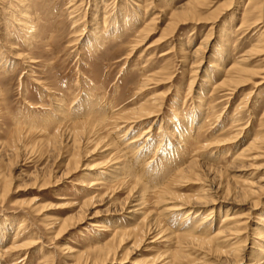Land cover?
<instances>
[{"label":"rangeland","instance_id":"obj_1","mask_svg":"<svg viewBox=\"0 0 264 264\" xmlns=\"http://www.w3.org/2000/svg\"><path fill=\"white\" fill-rule=\"evenodd\" d=\"M12 1L0 0V253L29 245L0 264H86L82 255L91 263L108 242L116 243V257L98 264L224 260L199 246L205 239L219 249L248 239L249 255L264 219V193L250 198L260 196L255 208L240 188L264 177V151L249 152L255 159L236 156L264 136V0H192L201 17L213 19L180 21L175 29L168 27L172 14L189 0ZM256 5L263 13L255 9L246 18ZM202 41L204 49L195 51ZM252 46L260 50L247 53ZM244 56L257 76L238 88L221 86ZM219 59L223 69L212 72ZM157 99V116L139 119L136 112ZM91 125L95 134L84 133ZM116 149L128 153L121 176L91 184L97 171L107 173L98 182L113 174ZM138 152L145 158H132ZM211 183L217 192L205 194L211 203L200 221L188 219L187 210L170 211L190 201L177 195H204ZM135 199L143 206L134 219ZM82 211L84 222L71 224ZM143 220L149 230L141 242L134 229ZM236 227L242 234L233 239Z\"/></svg>","mask_w":264,"mask_h":264},{"label":"bare ground","instance_id":"obj_2","mask_svg":"<svg viewBox=\"0 0 264 264\" xmlns=\"http://www.w3.org/2000/svg\"><path fill=\"white\" fill-rule=\"evenodd\" d=\"M5 1V0H4ZM12 1V0H11ZM253 1V0H252ZM256 1V0H255ZM10 2V1H9ZM13 2V1H12ZM19 2V1H18ZM20 2H21V0H20ZM24 2V1H23ZM258 2H260L259 0H258ZM191 3H192V0H189L188 2H186L185 4H181L182 6L180 7V8H177L174 12H173V14H172V19H173V21H172V23L170 22V24L168 25V27L169 28H172V29H175V27H176V25H178L179 23H180V21L182 22V21H187V20H189V19H192V18H197V19H204V20H208V19H213V18H210L209 16L208 17H206V18H204V17H201V14H199V12H198V10H195V8H194V6H192L191 5ZM253 5V4H252ZM25 7V6H24ZM246 7V6H245ZM21 9V8H20ZM255 9H257L259 12H261V13H263L262 12V6L260 7V6H258V5H256L252 10H250V12H245L244 13V15L246 16V15H250L252 12H254L255 11ZM25 10V9H24ZM261 10V11H260ZM264 11V10H263ZM247 13H249V14H247ZM260 13V14H261ZM262 15V14H261ZM244 16V17H245ZM12 17V16H11ZM259 17V16H258ZM9 18V17H8ZM32 18V17H31ZM246 18H247V16H246ZM7 19V18H6ZM10 19V18H9ZM241 19H245V18H243V15H242V18ZM84 20V19H83ZM194 20V19H193ZM216 20H218V19H216ZM248 20V19H247ZM28 21V20H27ZM151 21V20H150ZM213 21V20H212ZM244 22H246V21H244ZM243 22V23H244ZM22 23V22H21ZM28 23V22H27ZM216 24V23H215ZM180 25V24H179ZM242 25V24H241ZM225 27V26H224ZM223 27V29H222V33L219 35V37L220 38H222L223 36H224V34H223V32H224V30H225V28ZM22 28V27H21ZM261 30V29H260ZM209 35V34H208ZM208 35H206L207 37H208ZM264 35V34H263ZM262 35V36H263ZM264 37V36H263ZM262 37V38H263ZM212 38V37H211ZM206 39V38H205ZM261 39V38H260ZM210 40V39H209ZM167 41V40H166ZM204 41H206V40H204ZM204 41H202L201 43H200V45L198 46V48H196L195 49V51H198V50H200L204 45H203V43H205ZM220 41H221V39H220ZM256 42H258V41H256ZM262 42V41H261ZM208 43V42H207ZM260 43V42H259ZM259 46V45H258ZM253 47V46H252ZM203 49H204V47H203ZM217 49V48H216ZM219 49V48H218ZM260 50V48L258 49L257 47H253V48H251V50L249 51V52H247V53H251V52H254V51H259ZM183 53V52H182ZM196 53H198V52H196ZM247 55V54H246ZM219 56V55H218ZM240 57V56H239ZM239 57H238V59H239ZM243 58V57H242ZM237 59V60H238ZM223 60V59H222ZM246 58H245V56H244V58L241 60V62L239 61V62H236L235 64H232L230 67H229V69L228 70H226L225 71V77L222 79L221 78V83H220V85L221 86H228V88L229 87H232L233 89L234 88H238V87H241V86H244L246 83L248 84V82L250 81H252V79H254V76H257V74H258V71H256V70H254V69H250L249 67L247 68V66H246ZM222 62L223 61H221V59H219L218 61H214V62H212V64L210 65V69H211V71L212 72H214V71H216V70H221V69H223L222 68V66H220L221 64H222ZM200 66V65H199ZM227 67V66H226ZM227 67V68H228ZM207 70H209V69H207ZM206 70V71H207ZM200 72V71H199ZM206 73H208V72H206ZM212 74V73H211ZM208 75V74H207ZM213 75V74H212ZM211 79V78H210ZM192 81V83H193V81L194 80H191ZM249 82V83H250ZM195 84V83H194ZM193 85V84H192ZM219 85V86H220ZM189 86H191V85H189ZM195 88V87H194ZM216 88V87H215ZM227 87H226V90L228 89ZM191 89V88H190ZM194 90V89H193ZM216 90V89H215ZM220 90V89H219ZM229 90H231V89H229ZM221 91V90H220ZM225 91V90H224ZM192 92V91H191ZM222 92V91H221ZM215 93V92H214ZM217 93H219V92H217ZM251 96V95H250ZM199 99V98H198ZM203 100V99H202ZM249 100V99H248ZM163 103V102H162ZM165 103V102H164ZM154 104H155V106L154 107H152V108H147V107H144L143 109H140V110H138L136 113L137 114H142V115H140L138 118L139 119H141V120H143V119H146V120H148L149 118H153V117H155V116H157L156 114V112L158 111V109H156L155 107H157V108H159V106H160V104H161V101L159 100V99H157V100H155L154 101ZM165 105V104H164ZM90 108V107H89ZM144 115H148V117H145ZM83 118V117H82ZM92 118H93V116H92ZM102 120V119H101ZM104 121V120H103ZM137 123V122H136ZM101 124H102V122H101ZM104 124V123H103ZM86 125H88V124H86ZM91 126H93V125H91ZM99 127H101V126H99ZM150 127V126H149ZM180 127V126H179ZM95 128H97V126L96 125H94L93 127H92V130L90 131V127H89V129H88V127L86 126L85 127V129H84V126L82 127V129H84L83 131H85L84 133H88V135H93V134H95V132L96 131H94L95 130ZM102 128V127H101ZM129 128V127H128ZM131 128V127H130ZM150 128H152V126L150 127ZM111 129V128H110ZM161 129V128H160ZM240 129V128H239ZM183 130V129H182ZM149 131H151V129H149V130H147V131H145L144 132V135L147 133V134H149L148 132ZM190 131V130H189ZM81 132V131H80ZM175 132V131H174ZM238 132V131H237ZM117 133V132H116ZM180 133H181V131H180ZM80 134H82V132L80 133ZM113 134H115V133H113ZM112 134V135H113ZM119 134V133H118ZM82 135H84V134H82ZM87 135V134H86ZM110 135V134H109ZM116 135V134H115ZM119 136V135H118ZM120 136H121V134H120ZM119 136V137H120ZM125 136V135H124ZM123 136V137H124ZM134 136V135H133ZM107 137V136H106ZM110 137V136H109ZM164 137V136H163ZM231 137V136H230ZM79 138V137H78ZM118 138V137H117ZM149 139V138H148ZM164 139V138H163ZM106 139L105 138H100V140H99V142H98V144H103V142L105 141ZM119 140V139H118ZM123 140V139H122ZM129 141V140H128ZM84 142V141H83ZM87 142H89V141H87ZM228 142V141H227ZM227 142H225V144H227ZM86 143V142H85ZM109 143V142H108ZM229 143V142H228ZM76 144V143H75ZM112 143H109V144H107L106 145V149L105 150H109L110 148H111V145ZM130 144H132V143H130ZM78 145H79V143H78ZM105 145V144H104ZM127 145H128V143H127ZM81 146V145H80ZM146 146V145H145ZM225 146V145H224ZM128 147V146H127ZM131 147V146H130ZM129 147V148H130ZM133 147V146H132ZM74 148H75V146H74ZM218 148V147H217ZM216 148V149H217ZM78 149H80V148H78ZM135 149V148H134ZM147 149V148H146ZM145 149V150H146ZM254 149H263V151H264V136H260V137H257V138H255V139H253L250 143H249V145H247L246 147H244V148H242L241 150H240V152L237 154V156H236V158L237 159H240V158H242L243 157V159L244 158H251V159H255V158H257V155L258 154H256V155H250V156H248L249 155V152H252ZM129 150V149H128ZM218 150V149H217ZM78 151V150H77ZM144 151V150H143ZM178 151V150H177ZM121 150H117L116 149V151H115V156L117 155V158H116V162L118 163V165L116 166V167H114V169H113V174H111V176H110V178L108 179V178H106V179H104V178H102L103 179V181L102 182H98L97 180H98V178L97 177H101V176H104V175H106L107 173L106 172H103V171H97L98 173L95 175L96 177H95V179H93V180H91V184H97V185H101L103 182H105L106 180L107 181H113L115 178H117L118 177V175H120L121 176V169H123V166H127L126 164L124 165L123 163H121V161L122 160H120L121 159V157L123 156V157H125V156H127V154L125 155L124 154V152H123V154L121 155ZM125 153H126V151H125ZM132 153V152H131ZM134 154V153H133ZM136 154H140L139 152L138 153H136ZM121 155V156H120ZM261 155H263V154H261ZM145 156H146V153L145 152H143L142 154H140V155H134V156H132V158H135V159H137L138 158V160H142L143 158H145ZM259 156V155H258ZM71 157H73V156H71ZM76 157H78L77 155H76ZM169 157V156H168ZM73 159V158H72ZM81 159V158H80ZM80 159H78V158H76V164H78V162H80ZM70 160V159H69ZM120 160V161H119ZM137 160V161H138ZM130 161V160H129ZM134 161V160H133ZM136 161V162H137ZM147 161H148V159H147ZM74 162V161H73ZM120 162V163H119ZM145 162V161H144ZM111 163H113V159H110V160H108L107 161V164H108V166H111ZM107 164H105V165H107ZM114 164H116V163H114ZM139 164V163H138ZM137 164V165H138ZM145 164V163H144ZM132 165H133V163H132ZM69 166V165H68ZM70 167V166H69ZM75 167H77V169L79 168V166H75ZM86 167H87V165H86ZM107 167V166H106ZM122 167V168H121ZM72 168H74V165H73V167ZM90 167H88V169H89ZM111 170V169H110ZM215 170H217V169H215ZM77 171V170H76ZM73 172V171H72ZM75 172V171H74ZM144 172V171H143ZM192 172V171H191ZM129 173V172H128ZM194 173V172H193ZM72 174V173H71ZM68 175H69V173H68ZM115 175V176H114ZM123 175V174H122ZM197 176H200V174H196ZM203 176H205L204 174H202ZM70 177V176H69ZM36 178H38V177H36ZM120 179V178H119ZM202 179L204 180V177H202ZM48 180V179H47ZM206 180V179H205ZM46 181V180H45ZM44 181V182H45ZM49 181V180H48ZM94 181V182H93ZM35 183H36V181H35ZM46 183V182H45ZM49 183V182H48ZM254 183H256L257 185L255 186L254 185ZM90 184V185H91ZM253 184V185H252ZM43 185V184H42ZM213 183H211V184H209V185H207V189L205 190V193H204V195L203 194H199V196H197V197H189V196H181V195H177V197H175L176 198V200H177V198L178 199H180V201L181 200H184V199H188V200H190V201H188L187 203H182V204H180V205H176V206H174L173 208H171L170 209V211L171 210H176V211H184V210H187L186 211V217L188 218V217H191V216H194L193 218H194V222H198V221H200V220H197V219H199V216L200 215H202V211H205L204 210V208H206L207 206H208V204L209 203H211L210 201H208L209 200V198L207 197V195H205V194H207L209 191L210 192H214L215 191V189L216 188H214L213 187ZM245 185V187H242V188H240V192H241V194H242V197L247 201V200H250L249 202H252V205L256 208V206L258 205V204H260L261 202H260V200L261 199H259L260 198V196H259V198L257 199V200H251L250 198H252V196L253 195H256L258 192H259V194H261V195H263V193H264V177H261L259 180H257L256 182H250V184H244ZM45 186V185H44ZM90 187V186H89ZM88 187V188H89ZM233 188V187H232ZM160 189H162V188H160ZM157 190V189H156ZM230 190V189H229ZM161 191V190H160ZM159 191V192H160ZM204 191V190H203ZM231 191V190H230ZM131 192V191H130ZM158 192V193H159ZM217 191H215V193H216ZM222 192V191H221ZM236 192V191H235ZM234 190H233V195L232 196H234ZM134 193V192H133ZM161 193V192H160ZM166 193H167V191H166ZM220 193V192H219ZM218 193V194H219ZM136 194V193H135ZM209 194V193H208ZM222 194V193H221ZM137 195H138V193H137ZM169 195V194H168ZM223 195V194H222ZM238 195V194H237ZM129 196H131V195H129ZM158 196V195H157ZM241 196V195H240ZM132 197V196H131ZM146 195H145V200H146ZM161 197V196H160ZM144 199V198H143ZM142 199V200H143ZM165 199V198H164ZM230 199H231V197H230ZM130 200V199H129ZM135 202V204H133L132 205V210H130V213L132 214V217L135 219V216H136V214H138L139 213V210L141 209V206H143V203L140 201V199H135L134 200ZM144 201V200H143ZM237 201V200H236ZM238 201H239V199H238ZM146 202V201H145ZM148 202V201H147ZM243 202V201H242ZM245 202V201H244ZM216 203V202H215ZM215 203H213L212 202V204H215ZM171 205V204H170ZM172 205H174V204H172ZM233 205V204H232ZM239 205V204H238ZM169 206V205H168ZM85 207H86V205H85ZM228 207V206H227ZM82 208V207H81ZM87 208V207H86ZM254 208V209H255ZM208 209V208H207ZM214 209V208H213ZM212 209V210H213ZM236 209V208H235ZM253 209V210H254ZM143 211V210H142ZM167 211V210H166ZM215 211V210H214ZM214 211H213V213H214ZM84 212L85 211H82V212H80L79 214H78V216L76 217V218H71L70 220V222H71V224H72V222L74 221L75 222V224H80V223H82V222H84ZM210 212H212L211 210H210ZM97 213V212H96ZM95 213V214H96ZM129 213V214H130ZM164 213H165V211H164ZM173 213V212H172ZM168 214V213H167ZM86 215V214H85ZM92 215V214H91ZM234 215V214H233ZM236 215V214H235ZM166 216V215H165ZM241 215H237V216H235V218H237V219H239L238 217H240ZM130 217V216H129ZM137 217H138V215H137ZM136 217V218H137ZM212 217V216H211ZM132 218V219H133ZM155 218H158V216L157 217H155ZM154 219V218H153ZM189 219V218H188ZM232 219H234V216L233 217H227L225 220H232ZM157 220V219H156ZM240 220V219H239ZM209 221V220H208ZM211 221V220H210ZM236 221V220H235ZM135 222V221H134ZM139 222V221H138ZM227 222V221H226ZM245 222V221H244ZM244 222H243V224H244ZM248 222V221H247ZM67 223H68V219L65 221V224H64V226H66L67 225ZM150 223V222H149ZM159 223V222H158ZM207 223V221H205V218L204 219H202V223H200L199 224V228L200 227H202L201 225H203V224H206ZM143 224H146V221L145 220H143L141 223H139V225H140V227L138 226V227H136L135 229H134V234L136 235V237H137V239H138V241H143V239L145 238V236H147L146 235V233H147V231L149 230V228H148V226H147V228H148V230H145V228H146V226L144 227L143 226ZM152 224H153V222H152ZM154 224H155V222H154ZM210 224V223H209ZM212 224V223H211ZM259 224V228L256 230V232H255V236H254V238H253V242H252V244L253 245H251L250 246V248H251V253L249 254V255H247L246 257H244L245 256V253L247 252V247H248V239L246 240V241H244L243 243H242V245H240V244H237L236 245V243L238 242V240L237 241H235L234 243H233V245H232V243H231V245H229L228 246V248L227 249H219V248H213V242L211 241V240H207V239H205L204 241H198L199 242V246L200 247H202V248H212L214 251H215V253H216V255H217V259L219 260V259H224V260H226V261H224V260H222L221 262H219L218 264H227V262L228 263H239V261L241 262L243 259H247L248 260V263H245V264H264V219L262 220V222L261 223H258ZM147 225V224H146ZM213 225V224H212ZM69 226H71V225H69ZM214 226V225H213ZM249 226H250V224H249ZM154 227V226H153ZM198 227V226H197ZM216 227V226H215ZM233 227V226H232ZM70 228V227H69ZM159 228V227H158ZM199 228H195V230L196 229H199ZM212 228V227H211ZM214 228V227H213ZM234 228V227H233ZM63 230H65V229H63ZM62 230V231H63ZM151 230V229H150ZM182 230V229H181ZM194 230V231H195ZM247 230V229H246ZM66 231V230H65ZM152 231V230H151ZM154 231H155V228H154ZM157 231V230H156ZM209 231H210V229H209ZM178 233V232H177ZM183 233H185V232H183ZM188 233V232H187ZM192 233V232H191ZM231 233V235H232V237L231 238H233V239H238L240 236H241V234H242V230H240V228L239 227H236L235 229H233V231H231L230 232ZM247 233V232H246ZM61 234V233H60ZM222 233L221 232H218V233H216L214 236H213V239L215 240V239H219V236L221 235ZM182 235V234H181ZM150 236V235H149ZM187 236H190V235H187ZM194 236V235H193ZM247 237V236H246ZM249 237V236H248ZM190 238H192L193 240H199L198 239V237L197 238H193V237H190ZM211 239V238H210ZM228 239V238H227ZM187 240V239H186ZM115 241V240H114ZM121 241V240H120ZM123 241H124V239H123ZM123 241H121V242H123ZM190 241V240H189ZM220 241V240H219ZM223 241H226V240H223ZM136 243H137V240L135 241ZM140 242V243H141ZM187 242V241H186ZM196 242V241H195ZM231 242V241H230ZM124 243V242H123ZM224 243V242H223ZM118 244V243H117ZM215 244V243H214ZM221 244V243H220ZM28 243L26 244H23V245H17V244H15V245H12L13 247H11V249H6V251H5V253L4 254H1L0 253V257H1V259L0 260H2V259H4V255H6V254H15L16 253V250L19 248V247H21V248H26V247H28ZM193 245V244H192ZM216 245V244H215ZM134 246V245H133ZM217 246V245H216ZM185 247V246H184ZM189 247V246H188ZM225 247H227V246H225ZM1 248V247H0ZM119 248V247H118ZM68 250V249H67ZM77 250V249H76ZM98 250V251H97ZM19 251V250H18ZM75 251V250H74ZM95 251H97V252H99L100 253V255L98 256V258H97V260H94V261H92L91 263L89 262V256L88 255H82L81 256V260L83 259V257L85 258V262H86V264H98L100 261H102V262H105V261H107L109 258H111V257H113L114 258V254H115V257H116V254H117V246H116V243L115 242H108V243H106L105 245H103V246H101V247H97L96 249H95ZM74 253V252H73ZM75 254V253H74ZM129 254V253H128ZM125 256V255H124ZM8 257H10V256H8ZM87 257V258H86ZM129 258V257H128ZM226 258V259H225ZM10 259V258H9ZM80 262H82V261H80ZM16 264V263H15ZM244 264V263H243Z\"/></svg>","mask_w":264,"mask_h":264}]
</instances>
